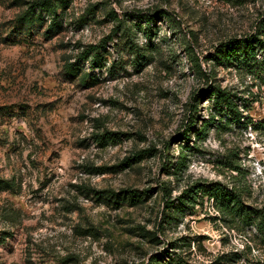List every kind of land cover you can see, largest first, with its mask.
I'll return each mask as SVG.
<instances>
[{"label": "rangeland", "instance_id": "rangeland-1", "mask_svg": "<svg viewBox=\"0 0 264 264\" xmlns=\"http://www.w3.org/2000/svg\"><path fill=\"white\" fill-rule=\"evenodd\" d=\"M33 1L0 0V264H264L259 218L200 188L264 212V69L214 58L264 0H51L26 22Z\"/></svg>", "mask_w": 264, "mask_h": 264}, {"label": "trees", "instance_id": "trees-1", "mask_svg": "<svg viewBox=\"0 0 264 264\" xmlns=\"http://www.w3.org/2000/svg\"><path fill=\"white\" fill-rule=\"evenodd\" d=\"M35 8H41L48 10L51 13H55L57 10V3L52 2L51 0H35L31 3L29 8L23 13L21 18L26 22H31L33 20V14ZM40 19H44L42 15H40ZM54 26V23H53ZM263 29H259L256 34H251L248 37L241 38L239 40H235L234 42H223L217 47V54L214 55V58L218 60V63L224 64H240L243 67L249 70H256L258 68L264 69L262 64L264 62H260L254 57V50L256 46H260L264 48V40L260 37V31H264ZM93 55H92V63L93 66H102L103 64V55L100 51L102 45H93ZM90 56V55H85ZM199 64V63H197ZM65 68L67 72L70 74H76L79 70V67L74 62H68L65 64ZM209 96L213 100L214 108L218 111H223L225 108L238 113V107L236 103V95L226 88H222L220 85L210 86L207 90ZM238 115H240L238 113ZM212 119H215L212 117ZM264 121V120H263ZM252 122V121H251ZM201 134H205L204 131ZM185 137L184 139H186ZM181 160L178 161L180 164L179 167L184 166V162L186 159V154L180 156ZM6 179L0 178V185L6 183ZM202 191L204 194H207L209 198H213L216 205L222 211L225 210H236L239 214H241L246 220H252L254 216L259 218L260 224H258V228L264 233V212L258 211V209H254L252 207L247 206L241 200V193L237 192L234 189H229L226 186H220L218 183L209 184L208 186H202ZM201 191L198 187V184L194 185V187L189 188L184 191L182 195H180L177 200L180 203V206H185L190 201H196L195 197L198 195V192ZM167 208L170 209L176 206V203L172 199H167L166 201ZM169 215V214H168ZM154 264V263H152ZM178 264H180L178 262Z\"/></svg>", "mask_w": 264, "mask_h": 264}]
</instances>
